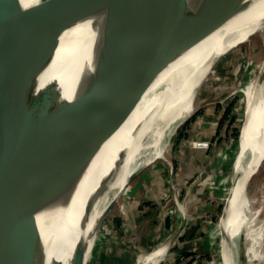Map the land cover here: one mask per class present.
<instances>
[{"label":"water","instance_id":"95a60500","mask_svg":"<svg viewBox=\"0 0 264 264\" xmlns=\"http://www.w3.org/2000/svg\"><path fill=\"white\" fill-rule=\"evenodd\" d=\"M239 1L51 0L42 15L47 22L36 34L20 0H0V264L83 263L85 239L114 201L91 233L84 228L94 194L78 222L66 219L99 146L92 143L96 114L91 121L88 114L105 95L133 81L130 46L167 47L226 15ZM76 42L82 43V54L74 57L69 87L63 88L56 77L43 80L59 48L65 51ZM74 112L84 116L71 124ZM260 160L244 177L243 187ZM229 194L219 222L222 243L228 238ZM56 240L64 241L61 246L71 244L66 259L50 253Z\"/></svg>","mask_w":264,"mask_h":264},{"label":"bare ground","instance_id":"6f19581e","mask_svg":"<svg viewBox=\"0 0 264 264\" xmlns=\"http://www.w3.org/2000/svg\"><path fill=\"white\" fill-rule=\"evenodd\" d=\"M20 1L38 34L47 22L42 15L51 0ZM258 31H264V0H241L231 5L226 15L216 16L167 47L130 46L128 51L135 62V76H130L133 81L129 79L130 84L105 95L99 101V107L88 114L90 121L91 115L96 114L91 122L94 124L97 120V137L92 143L98 141L99 146L73 209L66 219L78 222L88 197L94 194L95 199L86 216L84 228V233H88L95 214L102 210L111 197L126 187L133 173L158 158H165L164 153L178 125L193 112L196 91L211 73L214 59ZM75 44L62 52L59 48L43 80L56 77L63 88L69 87L74 57L78 58L82 54L79 46L82 43ZM58 60L62 63H56ZM55 65L57 68L52 72ZM240 91L243 94V121L229 162L231 199L226 227L228 238L222 244L221 256L218 247V259L222 261L217 259V264H237L236 251L240 243L244 245L246 264L264 263L262 206L256 205V195H249L248 187H243L244 177L256 167L259 159L260 166L264 163L261 142L264 141V61L259 64L256 73L251 74L240 86ZM80 115L82 112H74L70 123ZM72 140L73 137L70 144ZM89 146L83 148L82 152H76L75 156L82 155ZM45 236L51 244L49 233ZM87 238L84 255L88 252ZM62 243L63 240H56L50 253L56 252L58 258L66 259L72 246H61ZM56 247H59L58 251ZM167 248L165 242L161 243L141 253L135 264H159Z\"/></svg>","mask_w":264,"mask_h":264},{"label":"rangeland","instance_id":"374dc122","mask_svg":"<svg viewBox=\"0 0 264 264\" xmlns=\"http://www.w3.org/2000/svg\"><path fill=\"white\" fill-rule=\"evenodd\" d=\"M250 37L248 40L238 42L231 49L225 51L211 67V73L205 77L196 91L193 112L178 125L164 153L165 158H158L148 166L142 167L133 173L126 187L117 192L113 198L111 197L102 210L95 214L91 220L88 233H91L100 221L105 207L114 200L104 218L99 222L98 229L87 238L88 252L84 255L83 264H104L102 262L105 261V257L100 260L99 251L116 236L114 233L117 222L118 224L123 223V227L128 225L129 190L136 187L138 178H141L139 175L141 170L148 169L152 165L162 170L164 168L165 172L164 170L163 172L165 174L168 170L173 174V172L175 173L174 169L172 171V168H175V155L180 152V147L199 146V143L204 144V147L209 149L210 152L214 150V147L211 148L213 145L216 147L214 150L215 160L212 169H210L211 172L209 171L210 175H208L209 188L207 193L204 194L205 196L199 197L193 192L190 193L189 188L194 183L199 184L205 178L206 170L197 172L192 179L182 185L183 188L180 187L177 190V194L173 199L169 196H162L160 200L155 203L152 202V207L158 209L157 216L161 221L170 219L174 227L182 219L187 227L192 224L193 220L197 221L198 219L199 225L196 231L200 233L197 238H192L190 251H188L189 256L185 257L179 251L182 246L177 245L178 247L175 249H170L169 246H171L173 239L171 229L174 228L170 229L169 227L168 235L165 236L162 242L169 241V255L159 264H185V258L189 260L190 264H217L219 260L218 247H220L221 256V248L224 243L221 242L219 222L226 197L231 188L229 162L233 156L232 148L238 139L239 129L243 121V94L240 91V86L250 78L251 74L256 73L259 64L264 61V31L255 32ZM228 107L231 110H228ZM234 116L236 120L233 121ZM234 126H238L237 135L234 134ZM226 176L229 177L228 180ZM134 182L135 184H133ZM218 182L222 188L217 184ZM248 184V194L252 195L254 193L256 195V205L262 206L261 214L264 217V163L261 164ZM180 192L183 193L179 195ZM193 208H198L197 210L201 211L200 214H194L195 210ZM206 228L207 236L206 233L202 232V230L206 232ZM180 229L183 230V227H180ZM205 238L209 245L205 242ZM185 239L186 242L189 241L188 238ZM240 244L241 246L236 251V262L237 264H246V258L243 255L244 245L243 243ZM109 249L107 247V252ZM181 251L184 252V250ZM107 252L104 251L106 256L108 255ZM176 253L177 256L181 255L179 260L169 259L170 256L173 258ZM219 261L221 262L222 259Z\"/></svg>","mask_w":264,"mask_h":264},{"label":"crops","instance_id":"0c3cea01","mask_svg":"<svg viewBox=\"0 0 264 264\" xmlns=\"http://www.w3.org/2000/svg\"><path fill=\"white\" fill-rule=\"evenodd\" d=\"M213 147L215 150V145L211 148ZM214 150L210 152L209 149L200 146L180 147V152L175 155V168L173 167L175 173L173 172V174H171L169 170L167 174H165L164 168L163 172L159 167L152 165L148 169H142L139 174L141 178H138V181L136 180L137 182L135 181L137 183L136 187L129 190L128 225L123 227V223L118 224L117 222L114 233L116 236L107 246H104L99 251L98 256L100 260L105 257V261L101 262L104 264H135L141 253L150 251L163 242L165 236L168 235L167 231H169V227L170 229L174 228L171 229L173 239L171 241V246H169V241L166 242L167 246H169L171 250L178 246H182L181 250H184V252L180 249L179 251L182 252V255L185 257L189 256L188 251H190L189 247L192 243V238H197L200 233L196 231L199 225L198 219L197 221L193 220L192 224H189L188 227L184 225L185 222L183 223L182 219V221L180 220L179 224L174 227L170 219L167 221H161L159 219V216H157L158 209L152 207V202L154 201L155 203L160 200L162 196H169L173 199L177 194V190L180 187L183 188L182 185H185L187 181L192 179L197 172H203L204 170H206L207 177L205 176L199 184H192L189 191L199 197L207 193L209 188L208 175H210L209 171L212 169L215 160ZM135 182L133 184H135ZM217 184L220 186L219 182ZM197 186H199V188H197ZM182 193L180 192L179 195ZM193 209L195 210L194 214H200L201 211L197 210L198 208ZM180 227H183V230L180 229ZM202 232L204 234L206 233L207 236V228L206 232L203 230ZM185 238H188L189 241L186 242ZM205 242L209 245L206 238ZM107 247L110 248L108 252ZM169 250L164 258H168ZM104 251L108 253L107 256L104 254ZM180 256L181 255L177 256L176 253L173 258L170 256L169 259L179 260ZM185 261V264H190L189 260H186V258Z\"/></svg>","mask_w":264,"mask_h":264},{"label":"trees","instance_id":"16d2710c","mask_svg":"<svg viewBox=\"0 0 264 264\" xmlns=\"http://www.w3.org/2000/svg\"><path fill=\"white\" fill-rule=\"evenodd\" d=\"M228 110H231V108L228 107ZM232 120H233V121L236 120V117L234 116V117L232 118ZM233 130H234V134L237 135V132H238V126H234Z\"/></svg>","mask_w":264,"mask_h":264},{"label":"built area","instance_id":"2783aa9c","mask_svg":"<svg viewBox=\"0 0 264 264\" xmlns=\"http://www.w3.org/2000/svg\"><path fill=\"white\" fill-rule=\"evenodd\" d=\"M198 145H199L200 147H204V144H202V143H199Z\"/></svg>","mask_w":264,"mask_h":264}]
</instances>
